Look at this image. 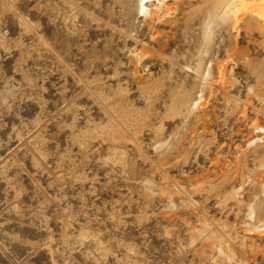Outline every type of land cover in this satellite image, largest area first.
I'll list each match as a JSON object with an SVG mask.
<instances>
[{
	"label": "rangeland",
	"instance_id": "rangeland-1",
	"mask_svg": "<svg viewBox=\"0 0 264 264\" xmlns=\"http://www.w3.org/2000/svg\"><path fill=\"white\" fill-rule=\"evenodd\" d=\"M167 2L0 0V264H264V0Z\"/></svg>",
	"mask_w": 264,
	"mask_h": 264
},
{
	"label": "bare ground",
	"instance_id": "bare-ground-1",
	"mask_svg": "<svg viewBox=\"0 0 264 264\" xmlns=\"http://www.w3.org/2000/svg\"><path fill=\"white\" fill-rule=\"evenodd\" d=\"M156 1H158L159 5L155 4ZM167 1L168 0H140L139 10L141 13H143L142 16H145L149 20L147 21L148 23L163 22L168 16H170V14L174 10V5H172L171 3L169 4ZM246 4H247V0H228L226 6H228V8L234 6L233 11L237 12L240 10L242 11L243 8L246 6ZM239 17L240 14L237 17V21L239 20ZM260 22L263 23L262 26H264V14H262ZM223 78H224L223 74L220 73L219 81L223 82ZM195 104L198 105L199 101H196Z\"/></svg>",
	"mask_w": 264,
	"mask_h": 264
}]
</instances>
